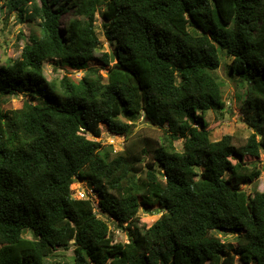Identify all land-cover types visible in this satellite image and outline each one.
<instances>
[{"label": "trees", "instance_id": "obj_1", "mask_svg": "<svg viewBox=\"0 0 264 264\" xmlns=\"http://www.w3.org/2000/svg\"><path fill=\"white\" fill-rule=\"evenodd\" d=\"M11 12L38 28L0 64V98L29 97L0 107V264H47L70 243L74 262L53 264H234L235 255L264 264V191L230 180L261 175L241 159L264 150V0H3L0 24ZM98 12L115 62L101 50ZM225 57L246 88L253 132L240 145L232 134L213 141L207 120L226 105ZM52 60L68 72L48 78ZM140 118L163 131L161 142L134 132ZM101 122L125 136L121 150L97 139ZM77 179L127 242L91 199L73 197ZM154 206L162 215L142 225L140 210Z\"/></svg>", "mask_w": 264, "mask_h": 264}, {"label": "rangeland", "instance_id": "obj_2", "mask_svg": "<svg viewBox=\"0 0 264 264\" xmlns=\"http://www.w3.org/2000/svg\"><path fill=\"white\" fill-rule=\"evenodd\" d=\"M3 0H0V5ZM4 10L6 8L4 7ZM2 16V22L0 24V64L5 62L9 58H17L21 54V50L25 43L27 42L28 35L34 30L37 31V26L29 22H22L17 20L15 12L4 13ZM7 16V17H5ZM71 17V12L66 13L62 19V26H65L66 20ZM6 18V19H5ZM97 30L103 42V47L101 50L111 52L113 50L112 45L104 37L103 29V17L100 12L97 14ZM232 60L229 57H225L222 60L220 67L217 70V75L224 82L223 96L225 99V107L221 110H209L207 112V120L209 122V128L211 130V139L213 141L220 140L226 134H232L235 136V140L238 145L243 144L246 139L250 136L253 130L244 122L243 113L241 110L243 100L245 98V84L239 82L235 77L230 74V64ZM68 72L66 67L56 61H48L45 67V74L48 78L53 79L55 77H62L63 74ZM84 70H70V76L77 79L84 75ZM29 98L23 93H16L10 96H4L0 98V107L3 110L10 108H19L22 106L23 101ZM131 122V121H130ZM136 126L134 132H141L155 143H159L163 137V131L159 128L153 127L145 122L143 119L136 121ZM102 134L101 137L97 138L101 140L104 145L113 146L114 150H121L123 145L126 143V138L123 136L115 135L107 129V125L101 122ZM89 138H93L88 135ZM182 139L176 140L175 146L181 151L182 150ZM233 159V162H236ZM247 168L253 169L256 166L261 170V175L254 181H246L243 179L241 174H236L230 176L232 184L240 189L246 190L248 193H252L253 190L264 191V150H262L259 157H253L246 155L241 159ZM199 170V168H197ZM85 186L90 187L89 183L86 181L75 182L71 188L75 192L78 187ZM97 198V197H96ZM93 203H95V211L97 215L109 222L110 229L114 234L115 241L127 242L128 241V231L126 229H121L116 227L115 222L108 217L107 214L98 208V199L93 198ZM162 209L159 206L145 208L140 210L141 224L147 227L152 225L161 215ZM25 235L27 237H33L32 232L28 230ZM218 237L222 239L226 244L236 246L235 235L217 233ZM233 252V251H232ZM74 244L70 243L67 248L60 247L55 251V256L48 258L47 264H53L57 260L67 261L73 263L74 260ZM234 264H243L242 258L239 255H235Z\"/></svg>", "mask_w": 264, "mask_h": 264}, {"label": "built area", "instance_id": "obj_3", "mask_svg": "<svg viewBox=\"0 0 264 264\" xmlns=\"http://www.w3.org/2000/svg\"><path fill=\"white\" fill-rule=\"evenodd\" d=\"M115 135H117V134H115ZM119 136H122V135H119ZM123 138H125V137L123 136ZM124 145H123V147H124ZM115 151H119V150H115ZM79 181H82V180H80V179L76 180V182H79ZM72 195L74 198H77V199H91V200L93 198L97 199L96 195L94 194V190L91 186L90 187L85 186V188L78 187L77 189H75V192L72 191Z\"/></svg>", "mask_w": 264, "mask_h": 264}, {"label": "water", "instance_id": "obj_4", "mask_svg": "<svg viewBox=\"0 0 264 264\" xmlns=\"http://www.w3.org/2000/svg\"><path fill=\"white\" fill-rule=\"evenodd\" d=\"M110 54H111V61H112V62H115L116 60H115V55H114L113 51H111ZM161 172H162V171H161ZM162 173H163V172H162Z\"/></svg>", "mask_w": 264, "mask_h": 264}, {"label": "clouds", "instance_id": "obj_5", "mask_svg": "<svg viewBox=\"0 0 264 264\" xmlns=\"http://www.w3.org/2000/svg\"><path fill=\"white\" fill-rule=\"evenodd\" d=\"M118 135V134H117ZM122 136H124V135H122ZM125 137V136H124Z\"/></svg>", "mask_w": 264, "mask_h": 264}]
</instances>
